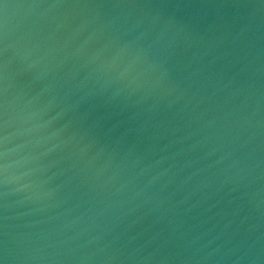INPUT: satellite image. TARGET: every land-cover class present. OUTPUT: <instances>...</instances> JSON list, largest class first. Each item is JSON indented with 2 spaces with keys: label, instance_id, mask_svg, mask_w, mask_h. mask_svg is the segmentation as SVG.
<instances>
[{
  "label": "water",
  "instance_id": "water-1",
  "mask_svg": "<svg viewBox=\"0 0 264 264\" xmlns=\"http://www.w3.org/2000/svg\"><path fill=\"white\" fill-rule=\"evenodd\" d=\"M0 264H264V0H0Z\"/></svg>",
  "mask_w": 264,
  "mask_h": 264
}]
</instances>
